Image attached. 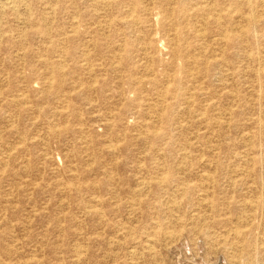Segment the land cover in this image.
<instances>
[{"label":"rangeland","instance_id":"obj_1","mask_svg":"<svg viewBox=\"0 0 264 264\" xmlns=\"http://www.w3.org/2000/svg\"><path fill=\"white\" fill-rule=\"evenodd\" d=\"M4 1L0 264H264V0Z\"/></svg>","mask_w":264,"mask_h":264},{"label":"bare ground","instance_id":"obj_2","mask_svg":"<svg viewBox=\"0 0 264 264\" xmlns=\"http://www.w3.org/2000/svg\"><path fill=\"white\" fill-rule=\"evenodd\" d=\"M3 1H4V0H3ZM7 1H8V0H7ZM4 2H5V1H4ZM17 2H18V1H17ZM6 3H7V2H6ZM6 3H5V4H6ZM12 3H13V2H12ZM12 3H11L10 5H12ZM8 5H9V3H8ZM12 6H13V5H12ZM12 9H13V8H12Z\"/></svg>","mask_w":264,"mask_h":264}]
</instances>
